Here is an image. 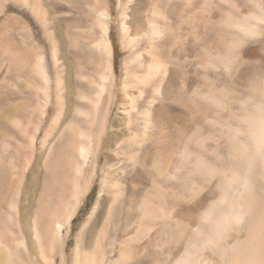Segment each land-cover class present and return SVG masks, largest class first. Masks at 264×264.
<instances>
[{
    "label": "rangeland",
    "instance_id": "rangeland-1",
    "mask_svg": "<svg viewBox=\"0 0 264 264\" xmlns=\"http://www.w3.org/2000/svg\"><path fill=\"white\" fill-rule=\"evenodd\" d=\"M94 4L0 0L1 203L11 177L22 179L16 199L6 202L4 210L0 204V225L3 211H15L12 202L20 215L27 211L21 216L28 226L24 263L47 264L44 222L72 200L82 144L90 154L78 177L85 192L65 229L67 264H72L76 243L80 259L75 264H86V235L79 233L96 205L101 210L104 198L114 203L116 182L126 234L112 264H182L186 259L205 264L213 260L203 255L207 248L218 241L220 247L226 245L242 231V236L253 231L254 247L264 254V214L244 226L254 212L252 203L244 201L248 171L241 164L264 156V143L251 135L264 119V0H106L114 82L109 104L101 106L109 119L98 150L95 140L81 137L97 131L95 106L82 96L94 100L102 83L100 51L91 40L98 29ZM154 18L159 34L152 37ZM124 21L132 30L131 40L142 46L138 54H132L123 33ZM133 112L130 118L127 113ZM116 133L123 134L120 140ZM40 155V169L47 162L49 182L32 206L26 185L37 175L33 167ZM153 205L159 210L156 219ZM216 223L223 230L209 233V242L205 232ZM251 262L264 264L254 258Z\"/></svg>",
    "mask_w": 264,
    "mask_h": 264
},
{
    "label": "bare ground",
    "instance_id": "bare-ground-1",
    "mask_svg": "<svg viewBox=\"0 0 264 264\" xmlns=\"http://www.w3.org/2000/svg\"><path fill=\"white\" fill-rule=\"evenodd\" d=\"M105 5H106V0H95L94 10H95V14H97V27H98V29L94 30L92 35H91V40H92L94 47H96L98 49V51H100L99 57L101 58V62L99 64V68H98L99 73H101L99 78H101V80H102V83L99 86L100 88L98 89L100 91L97 93V97L94 100L88 98V94H87V96L82 94L83 95L82 97L85 100H87V99L90 100V102H92L95 106V109H94L95 113L93 116V125H95L97 131H96V133H90V134L82 132L81 137L83 139L89 137L90 138L89 140H91V138L93 140H95L97 150L100 147V144L102 142V138L104 137L103 135L107 131V124H108V119H109L108 110L104 109V112H102L101 106H103V104H106V105L109 104V102L111 100V96H112V89H113V82H114V75H113L112 67L109 64V59H111L113 56L112 45H111V42L109 40L110 12L105 10ZM123 8H124V16H127L126 14H127V11L129 10L128 5H125V7H123ZM157 14L158 13L155 11L154 17ZM156 17H158V16H156ZM154 19L151 21L150 36H152V37L157 36L159 34V24H158L156 18H154ZM122 28H123V33H125L126 38L130 39L129 40L130 41V47L133 48L132 54L133 55L138 54V52L142 50V46L140 43H136V41L131 40L130 31H132V30H131V28H128L127 22L124 21L122 23ZM104 61H105V63H104ZM159 64H156L154 68L158 69ZM160 66H161V64H160ZM137 67H138V65H137ZM141 67H142V65H141ZM152 71H154V69ZM150 73H151V71H150ZM153 74H155V72ZM156 74H158V73L156 72ZM136 78H133V79L136 80ZM139 81H138V83H139ZM141 81H143V79ZM136 82H137V80H136ZM148 84L150 86L151 83H148ZM152 84H154V83H152ZM136 88H138V87H136ZM108 89H109V91H108ZM142 92L146 93V91H141L140 94ZM105 94H106V96L104 97ZM126 110H128V109H126ZM127 114H129L130 118H132L134 112L133 113H127ZM130 126L131 125H129L128 128L134 127V125H132V127H130ZM136 127H137V125H136ZM249 133H251V132H249ZM136 134H138V133H136ZM251 135H253V137L256 139V141L258 143H260V144L264 143V119H262L257 124L256 127H254ZM120 136H123V134L116 133V135L114 137H115V139L122 138ZM113 138L111 139V143H113L112 142ZM252 142H254V141H252ZM125 143H124V145H125ZM45 144H46V142H45ZM121 146H122V144H121ZM235 147L238 148V146H235ZM261 147H263V146L261 145ZM126 148H127V146H126ZM127 149H125V150H127ZM230 149H231V147H230ZM233 150H234V148H233ZM245 151H247V149H245ZM77 153H78L79 158L82 159V165L78 166L74 172V177L72 180V183L74 186V194H73L72 200L71 199L69 200L68 204L65 205L64 209L61 210L58 208L55 210V212H52L51 215L49 216V218H47V221L44 222L45 223V234H46L45 239H46V244H47V249H48V253L46 255H44V257L47 260V264H67L68 263V258L66 256V252H65V242H64L65 229H66L67 224H69L71 222L72 217H73L71 210L76 206L79 196H81L85 192V190H82L78 186V180H79L78 177H82L81 173L83 171V166L88 162V158H89V154H90L88 146H86V144H82L78 148ZM42 157H43V155H40V157H38V159L36 160L35 165L33 167V170L37 173V175L35 174V177H33L31 179V181L29 183H27V185H26V189H27L26 190V198H27V200H29V204L32 206L35 205V203H37V201H38L37 197H38L40 191H43L48 187L49 171L47 169V162L45 165V169H43V170L40 169V164L42 163L41 162ZM241 160H243V159L241 158ZM235 163L239 164V163H237V161H235ZM241 164L244 167L243 171H244V169H246L248 171V173H250V175L248 173H246L245 174L246 177H245V179H243L244 190L248 191L244 201L246 203L247 202L252 203L251 205L253 206L252 207L253 210L251 208H249V209H251L254 212L253 213L251 211L253 214L250 216V218L246 222L247 224L244 225V226L247 225L250 227L255 221H257L259 219L260 216H262L261 214H264V204H262V203H264V176H263V174H264V156L261 157L260 160H258L257 158H247V159L241 161ZM257 164H259L260 167ZM237 167H238V165H237ZM234 168H235V166H234ZM11 178L10 179L12 181L9 182L10 183L9 188H8L9 190L5 191V193H7L6 201L4 204H3V202L2 203L0 202V204L4 205L2 210H4V208L7 206L6 202L8 203L10 201V199L11 200L16 199V196H17L18 191L20 190V187L22 184L21 178L20 179H13V177H11ZM225 179L226 178H223V180H225ZM113 183H115V182H113ZM118 183L116 182V184H114L116 186V190L114 189L115 190L114 203L109 205L110 199L104 198L103 199L104 204H103V207L101 208V210L99 211L98 205H96V207L94 208V211L89 216L86 224L83 226V228L81 229V231L79 233V236L82 234L86 235V240L83 244V249L86 252V253H84L85 254L84 258L86 260V262H85L86 264H89L90 263L89 261H91L92 259H93L94 264H112L115 256L117 255V248H119V243L121 241V238L126 234V230H124L123 227L121 226L122 225V221H121L122 215L120 214V209H119L121 207H117L118 202H119L118 195H117L119 192L117 189ZM228 183L232 184V182L230 183L229 181H228ZM112 186L113 185H111V187ZM111 190H112V188H111ZM42 197L43 196L41 195V197L39 198V201L43 200L44 197L43 198ZM224 199H226V197H224ZM231 202H230V204H231ZM24 205H26V204H24ZM10 206L12 207V209L14 208L15 211L12 210V211H9V213H7L5 211L2 212L3 224L0 225V235H2L3 240H1V238H0V251L5 250L7 252L6 253L7 255L0 253V264H26V263H24V259L26 258V255H27L26 252L28 249H27V245H25L26 243H25V240L23 238V235L25 234V232H27L28 226H27V224L26 225L22 224L23 220H22L21 216L27 215V211L24 210L23 213H21V215H20V212H18L17 208L13 205V202H12V204H10ZM249 207H250V204H249ZM97 211H99V213L96 215ZM158 211L159 210H158L157 206L153 205L152 211H151V215H152L153 219L157 218ZM261 219H262V217H261ZM217 224L218 223H216L215 227H211V228L209 227L206 232L204 231L206 233V239L209 240V242L212 239V238H210L209 233H212L214 231L218 235V233L223 230L222 229L221 231H218L220 228L219 225H221L222 223H220L219 225H217ZM226 224H227V222H226ZM222 227H223V225H222ZM258 228H259V226H258ZM157 229H158V227L156 226V224H153V226H151V231L153 233L152 237H156V235L158 233ZM238 230H241V229H238ZM241 233H239L235 236H232L230 239H227L226 245H222L220 247V244H219L220 241H218V243L216 244V246H214V248H212L213 246L207 248L204 251L203 255L205 257L211 256L213 260L207 259V261L212 260V262H205V264H217L219 261L221 262L220 264H228L227 263L228 261H233V262L235 261V263L238 262V264L239 263L240 264H242V263L252 264V262H251L252 258L256 259L257 261L264 260V254L261 251H258L257 249H255L257 247H254V245L256 243V238L253 236L254 235L253 231L252 232L250 231V234L249 235L247 234L245 236L244 235L242 236ZM37 236H38V234H37ZM76 244H77L76 249L74 250L75 251V254H74L75 257L70 261V263H72V264H75L80 259L77 256V249L79 247V244L78 243H76ZM258 245H259V243H258ZM263 245H264V242H263ZM261 247H263V246L261 245L260 248ZM223 248H224V250L226 248L228 249V251H227L228 254L225 257H224V255L226 254V252H225V254H223ZM91 257H92V259L90 260ZM191 263H192V261L190 259L189 260L186 259L182 262V264H191Z\"/></svg>",
    "mask_w": 264,
    "mask_h": 264
}]
</instances>
